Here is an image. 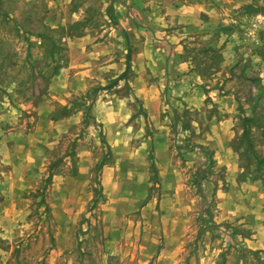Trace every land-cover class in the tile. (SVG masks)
Returning <instances> with one entry per match:
<instances>
[{
  "label": "rangeland",
  "instance_id": "374dc122",
  "mask_svg": "<svg viewBox=\"0 0 264 264\" xmlns=\"http://www.w3.org/2000/svg\"><path fill=\"white\" fill-rule=\"evenodd\" d=\"M69 1L0 0V100L8 81L34 94L55 81L67 105L53 107L59 152L25 204L6 201L13 165L0 157V264H264V0L215 19L208 40L191 35L203 84L184 94L137 58L145 47L128 54L105 0ZM24 97L8 99L2 130L36 141ZM81 155L90 189L55 190Z\"/></svg>",
  "mask_w": 264,
  "mask_h": 264
},
{
  "label": "crops",
  "instance_id": "0c3cea01",
  "mask_svg": "<svg viewBox=\"0 0 264 264\" xmlns=\"http://www.w3.org/2000/svg\"><path fill=\"white\" fill-rule=\"evenodd\" d=\"M21 1H28L31 4L36 0ZM58 1L64 2V0ZM105 2H107V6L103 13L111 16L113 23L121 24L120 27L127 34V46L131 47L128 54L137 53L140 47H145L143 53H137V58L143 65L147 67L151 65L153 70L156 68L159 76L173 78L170 89L181 94L187 92V88L190 89L193 86L196 87L194 89H198V86L203 84L202 75L191 63V59L184 56L185 46L187 41L192 39L191 35L201 32L204 33L205 40H208L210 38L208 35L213 33L215 28V19L222 20L223 16H228L231 14L230 12H233L232 10L245 6L244 0H105ZM35 14L36 12L29 11L24 22H15L20 34L28 29L29 25L33 26V22L36 20ZM19 17H22V14H19ZM33 34L36 33L33 31ZM132 47L137 52H133ZM132 57L134 58V55ZM165 73L166 75H164ZM79 74L80 72L76 77ZM36 75L38 76L39 72ZM67 75L68 72L65 70L61 71L58 77L64 78ZM22 81H8L1 91L5 95L4 91L7 90L9 96L6 103L8 99L15 103L19 95H25L24 98H21L22 105L27 109L35 110L39 120L37 132L41 136L33 141L31 134L26 133L23 128L3 131L2 129H5L8 124H12V121L8 116V106L4 100H0V157L3 163L13 165L11 176L10 178L8 176L7 179L8 183L2 186L6 188V201H10L11 205L19 199L20 202L17 204H25V200L22 198L23 192L34 191L37 188L41 175H43L44 166L50 163L54 159L53 155L59 152L58 143L62 137V133H59V126L64 118L55 124L50 120V115L53 116L55 112L53 107L57 101V104L62 108L67 107L66 104H60V96L53 95L55 81H51V85L47 86L49 90L46 92L37 89L36 95L33 93L35 92L33 88L29 84L24 86ZM67 83H69V88L73 82L65 81L62 88ZM193 93L201 94L198 90ZM45 122L47 123L46 127H44ZM84 158L81 155L78 169L74 170V175V171L69 172L66 169L57 173L54 180L55 190H63L62 188L66 190L70 186H74L71 188L87 191L90 169H86L87 164L84 162ZM109 170H105L108 177ZM77 196L79 197L80 194ZM85 199L86 192H84Z\"/></svg>",
  "mask_w": 264,
  "mask_h": 264
},
{
  "label": "trees",
  "instance_id": "16d2710c",
  "mask_svg": "<svg viewBox=\"0 0 264 264\" xmlns=\"http://www.w3.org/2000/svg\"><path fill=\"white\" fill-rule=\"evenodd\" d=\"M264 161V160H263Z\"/></svg>",
  "mask_w": 264,
  "mask_h": 264
}]
</instances>
